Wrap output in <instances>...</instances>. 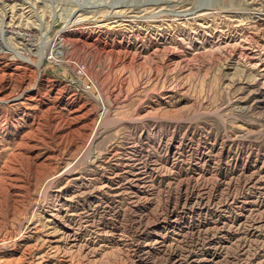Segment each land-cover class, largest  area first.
<instances>
[{"label":"rangeland","instance_id":"374dc122","mask_svg":"<svg viewBox=\"0 0 264 264\" xmlns=\"http://www.w3.org/2000/svg\"><path fill=\"white\" fill-rule=\"evenodd\" d=\"M0 264H264V0H0Z\"/></svg>","mask_w":264,"mask_h":264}]
</instances>
